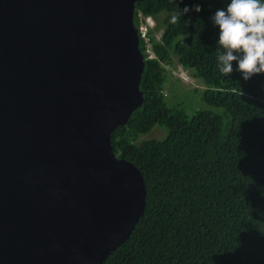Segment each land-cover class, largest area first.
<instances>
[{
	"label": "water",
	"instance_id": "obj_1",
	"mask_svg": "<svg viewBox=\"0 0 264 264\" xmlns=\"http://www.w3.org/2000/svg\"><path fill=\"white\" fill-rule=\"evenodd\" d=\"M136 1L0 0V264H102L142 215Z\"/></svg>",
	"mask_w": 264,
	"mask_h": 264
},
{
	"label": "trees",
	"instance_id": "obj_2",
	"mask_svg": "<svg viewBox=\"0 0 264 264\" xmlns=\"http://www.w3.org/2000/svg\"><path fill=\"white\" fill-rule=\"evenodd\" d=\"M195 3L200 12L191 10ZM186 4L190 11L182 15ZM224 4L135 2V25L139 10L163 30L158 38L151 30L156 58L144 54V100L113 130L111 142L117 156L141 171L145 207L128 238L102 264H264V73L245 81L235 70L218 71L221 49L210 16ZM139 48L143 52L141 38ZM172 56L204 85L179 91L204 104L191 116L165 102L161 63L171 64ZM155 125L168 130L165 137L139 140Z\"/></svg>",
	"mask_w": 264,
	"mask_h": 264
},
{
	"label": "clouds",
	"instance_id": "obj_3",
	"mask_svg": "<svg viewBox=\"0 0 264 264\" xmlns=\"http://www.w3.org/2000/svg\"><path fill=\"white\" fill-rule=\"evenodd\" d=\"M191 10L200 12L201 5L195 3L191 6ZM189 11L190 8L187 4L183 9H179L182 15ZM139 13L144 16H149L152 22L147 33L151 50L150 52L146 50V45L143 41V54L149 59L156 58L151 36V30L154 31L156 22L153 16L139 10L136 12L137 25H135V27L138 32L139 40L141 38L138 31ZM170 19L171 22L175 23L178 17L177 15H172ZM210 20L213 26L217 27L216 45L221 51H219L216 56V67L221 74H231L235 70L239 72L240 77L246 81L253 75L264 73V0H225L224 6L217 8L210 16ZM161 33L159 36H161ZM233 62H235V66ZM161 64L164 68L170 65L165 63ZM175 71L177 73L173 72L174 76L183 81L182 76L187 74L186 69L184 70L179 64ZM192 79L193 78L189 76V80L186 82L190 80V82H192ZM139 140L142 139L139 138Z\"/></svg>",
	"mask_w": 264,
	"mask_h": 264
},
{
	"label": "rangeland",
	"instance_id": "obj_4",
	"mask_svg": "<svg viewBox=\"0 0 264 264\" xmlns=\"http://www.w3.org/2000/svg\"><path fill=\"white\" fill-rule=\"evenodd\" d=\"M154 32L155 37H158L162 32V29H155ZM172 61L170 65L165 66L166 70V81L164 84L163 94L165 96V102L168 106H179L184 107L187 115L191 116L195 110L204 107V104L196 97L194 94L187 95L181 94L179 91H193L194 88L202 90L204 85L201 80L192 74L191 70H186L187 74L191 76L193 79L192 82L182 81V79H178L174 76L173 72H176V67L179 65L177 62V58L172 56ZM184 69V68H183ZM185 70V69H184ZM177 73V72H176ZM201 94V92H199ZM168 130L165 127H159L155 125L145 134L140 135V139L146 140L151 138L160 139L166 136Z\"/></svg>",
	"mask_w": 264,
	"mask_h": 264
},
{
	"label": "built area",
	"instance_id": "obj_5",
	"mask_svg": "<svg viewBox=\"0 0 264 264\" xmlns=\"http://www.w3.org/2000/svg\"><path fill=\"white\" fill-rule=\"evenodd\" d=\"M138 20H139V26H138V31L141 39L144 41L146 45V50L150 52L151 46L149 42V38L147 36L148 29L152 25L151 18L149 16H144L141 13L138 14ZM153 53V51H152ZM152 57V56H150ZM183 77L184 81L189 80V76L186 74Z\"/></svg>",
	"mask_w": 264,
	"mask_h": 264
}]
</instances>
